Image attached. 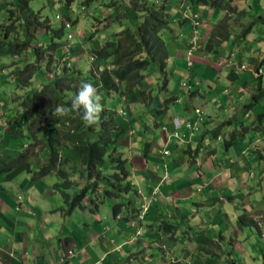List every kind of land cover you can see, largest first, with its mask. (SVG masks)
<instances>
[{
	"label": "crops",
	"instance_id": "0c3cea01",
	"mask_svg": "<svg viewBox=\"0 0 264 264\" xmlns=\"http://www.w3.org/2000/svg\"><path fill=\"white\" fill-rule=\"evenodd\" d=\"M231 2L238 8L235 14H227L222 9L211 7L207 19L212 23L209 25L202 19V26L196 37L187 41L188 37L183 31L179 37L174 36L168 66L174 58L183 59L185 74L192 86H189L191 96L202 95L201 88L205 83L200 80L203 76L207 79L208 75L213 82L224 87V90H220L211 86L212 100L209 103L212 107L196 109L201 110L205 119L202 124H198L201 128L206 123L212 126L213 119L221 117V113H229L231 116L240 112L243 95L246 102H250V98L254 100L246 104L244 115L245 121L253 120L248 130H254V135H232L230 141L226 140V151L233 154L228 160L232 164L237 163V158L241 160L242 157H249V160H255L259 156V179L251 182L245 179L246 172L241 169L232 174L228 167L224 169L216 164L215 161H219V148L214 146L215 150L212 147L210 151L204 143L200 144V131L191 134L190 130L183 128L179 131L180 136L171 137L168 132L174 131L173 119L179 118L175 116L171 118L169 126L166 125V134L151 141L143 156H130L128 159L123 157L131 168V185L137 188L136 198H132L129 206L123 207L117 216L112 212V217L106 220L102 206L95 208L89 198L83 202V208L65 213V204L43 205L32 200V197L27 201L22 195L16 197L17 188H28L29 180L25 176L23 183L19 184L23 173L21 166L24 163L12 170L3 171L5 164L18 156L16 151L7 150L3 155V167H0V264H124L127 260L133 264H166L171 249L176 248L184 252V260L189 264H237L234 256L235 252L236 256L239 253L235 250L239 242L235 241L233 234L238 235L239 231L251 232L252 229L259 230L261 234L260 224L249 217V211H252V206L256 208V199L253 200L251 194L261 195V180L264 177V65L261 64V57L264 55V23L260 22L263 25L259 32L261 43L253 42L251 47L243 51L249 40L246 35L243 37L245 39L242 38L246 27L244 17L247 15L242 9L247 10L250 5L247 0ZM240 2L247 6L240 7ZM199 6V11L201 8L204 13L207 12L206 5ZM202 14L200 13L203 18ZM227 15L232 29L230 39L219 46L217 51L207 52L204 45L211 32ZM260 17L264 18V0H261ZM186 21H180V24ZM256 36L257 34L254 35ZM255 59L259 65H256ZM202 67L204 69L200 75L195 74L194 70ZM232 72L235 73L234 76ZM253 81L258 82V88L252 87V91L245 88L252 86ZM236 85L235 90H230L231 86ZM187 116L189 114L185 117ZM198 118L199 115L194 112L193 117L187 121L179 119L195 124ZM203 130L210 133L206 128ZM128 133L131 134L129 130ZM154 148L158 149V155L151 152ZM3 149L2 146L1 151ZM161 170L164 171V176L158 174ZM25 172L29 173L31 170ZM172 173L180 176L172 180L171 176L166 175ZM39 189L42 190L41 185ZM102 205L106 208L105 203ZM187 210L194 212L192 217L195 215V219L192 221V217L188 220ZM240 211H245L248 216L246 219L254 220L258 227L242 228L240 224L233 223L231 226L226 225V219L237 218ZM171 219L177 220L178 225L171 222ZM167 224L177 227L166 231L164 228ZM192 224L199 228L194 232V237ZM180 244L182 248H178ZM243 247L241 252L245 251V246ZM149 248L152 255L149 254L151 259L147 261ZM70 250L73 255L68 257L67 252ZM139 254L141 258L136 257ZM220 256L226 257L227 262L219 261ZM170 257L172 264L182 263L180 259Z\"/></svg>",
	"mask_w": 264,
	"mask_h": 264
},
{
	"label": "rangeland",
	"instance_id": "374dc122",
	"mask_svg": "<svg viewBox=\"0 0 264 264\" xmlns=\"http://www.w3.org/2000/svg\"><path fill=\"white\" fill-rule=\"evenodd\" d=\"M27 1L30 9L29 11L31 13L33 12L32 14L30 12L28 13L26 8L23 9L24 6L22 5L21 0H0V25L4 23H8V25L10 24L9 19L11 17L10 13L7 12L10 8L13 9L17 15L20 13L18 15L20 16V20L17 23L19 26L15 32L12 30L9 32V38H12L13 41L14 39H18L20 42L27 41L28 38L32 39L31 46L33 47L29 49V51H26L21 58H19V56L15 57L10 55L9 51H0V103H3V108L5 110L13 109L11 113H6L5 116L0 119L1 168L5 162L3 160L5 151L8 150L10 152L11 150H14L20 156L25 154L30 145L34 143V138L31 135L29 128L30 122L27 120H22L23 133L21 134L20 131H17L14 135L12 132L16 130L17 126L21 127V125L14 119L9 121L11 118L10 116L13 115L12 113L19 110V102H14L12 104L10 103V90L12 89L11 87L13 84L11 81V75L9 77V74L12 72L11 66L15 61L17 63L22 62L21 64L23 66L25 59L36 60L38 58L37 64L40 66V71L34 73L33 79H31V81H34V88H37L38 84L47 83L52 78H55L56 80V75H59L64 67H69L68 71L71 75L78 74V76H81L84 79H89L91 82L96 81V76H99L105 72L107 66L110 64V61L98 59V55L95 51L103 50L108 45L117 43L119 41L118 34L124 32L127 29H129L132 33L137 32L139 27L143 26L142 24L147 21L148 17H150L148 10H157L158 7L163 5L165 6V13L167 15L166 20L170 21V29L163 28L159 34V37L168 48L169 53L173 51L171 43L174 42V36L179 37L182 31L188 37L187 41H189V38L191 37H196V30L194 31L193 28V15L194 12H196L195 10L197 9L198 5L194 4L192 0H73L72 2L70 0ZM247 1L249 2L250 7H248L247 10L242 9L247 12V15L244 17L246 21V27L243 29L242 38L246 35V38L248 37L249 42H247L246 46L243 47V51L246 50L247 47H251L253 42L261 43V37H259V34L261 33L259 32L261 31V28H263V25L261 24L262 22L260 23L259 21L261 16V0ZM238 5L242 8L247 6L242 2H240ZM207 7L208 10L206 13H204L201 8L200 11L197 10V12L199 11V13H203V21L211 25L212 22L207 19L209 17L208 11L211 10V6ZM28 14L29 16H27ZM185 20L187 21L184 24H180V21ZM27 21L33 22V25L30 27V33H28L27 30ZM67 23L71 25L70 29L66 28ZM144 29L145 27L143 28V31ZM255 34H257L256 37H254ZM69 35H72L71 39L68 38ZM186 36H184V38H186ZM54 45H58L59 47L54 48ZM39 47L41 48V53H39L38 57L34 48ZM182 60L183 59L174 58L169 64V74L167 76L169 83L167 90H162L165 81L163 77L165 75H163L160 68L162 62L156 60L151 63L149 69L143 72L146 75L151 74L150 79L153 81L149 85V93L144 97L142 96V98H136L135 93L131 95L125 94V84L120 85L118 94L112 93L109 95L107 89L98 90V93L102 97L100 103L102 104L103 110L106 111V114L115 112L116 115L113 120L120 129H126L124 135L122 138H120L121 141L119 140L118 143H111L112 152L113 154L115 153L116 157L120 156L128 159L130 156H143L147 151V146L151 145V141L153 142L157 137H159V135L166 134V132L163 130V127L166 125L169 126L172 117H179L183 121L189 120L190 117H193L197 108L205 110L208 109V107H212V104L209 103L210 100H212L210 95V92H212L210 90L211 86L214 89L224 90V87L218 84V82H213L207 75V79H205V76H203V78L200 80L205 83L204 87L201 88L202 95H189V86H191V84L186 77V67L183 65ZM255 62L256 65H259L257 59H255ZM96 63H99L98 67ZM261 64L264 65V55L261 57ZM203 69L204 67L194 70V72L195 74L200 75ZM262 74L264 75V72ZM197 79H199V77ZM3 80H5V85ZM17 81L23 83L20 78ZM9 83L10 85H7ZM253 83H255V81H253ZM253 83L252 86L245 88L250 91L253 90L252 87L258 88V82L255 84ZM239 86H241V84ZM236 87L237 85L231 86V89H229L235 90ZM18 91V96H20L27 90L23 88V90ZM215 93L218 94V91ZM6 94H8V96H6ZM13 96L14 95L11 97ZM243 96V102L240 105V112H236V115L232 114L229 116V113H227V115L221 113V117L213 119L214 122H212V126H209V124L206 123L203 125V128H201L198 125L199 131L202 134V137H200V144L204 143L208 150H210L212 147L215 150L214 146L219 148L217 156V160L219 161H215L216 164L223 166L224 169L225 167H228V170L232 172V174H235V172L241 169L242 172H246L245 179L254 182L259 179L258 165L261 164L259 156L258 159L255 160H249V157H242L241 160L237 158V163L232 164L229 163L228 160H230L229 157L233 154L232 152L227 153L226 151V140L230 141L232 135H247L246 137H250L248 134L254 135L255 133L254 130H248V127L252 125L251 123L253 120L251 122L248 119L247 121L244 120V115L247 110L246 104L252 103L254 100L250 98V102H246L247 99ZM174 97L180 100L177 102L178 99L175 100ZM213 97L215 98V96ZM12 101H14V99ZM23 102H26V99H23ZM27 108L28 105H21V113L24 112L23 114H25ZM160 109L162 112L159 111ZM120 110H122L124 113L122 114ZM42 113L43 115L45 114L43 110ZM186 114H189V116L185 117ZM251 114L253 113L251 112ZM107 116L105 115V117ZM252 118H254V115H252ZM200 119L201 118L199 117L198 121L194 123L202 124ZM60 120L61 119L59 118V121ZM203 120L205 119L203 118ZM38 123V121L33 122V131L36 127H38ZM111 127L112 126H110V128ZM204 128L210 131V133L204 131ZM95 129H97L95 130L96 133L99 134L101 132L100 127H95ZM128 130L131 132V134L128 133ZM113 138V140L116 141L117 136L114 135ZM205 138H207V141L204 142ZM2 146L4 149L1 151ZM36 151L37 150H35V152ZM151 152H153L155 155H158L157 148H154V150ZM68 154H70V152L64 153L63 157L66 158L65 156ZM206 155L207 154H205V156ZM32 156L31 158H27L26 161L22 162L24 163V165L21 166L23 167V173L19 181V184L23 183L25 176H27V179L29 180V187L24 190L22 189V186H19L20 188H17V193H15V196L18 197L19 195H22L23 198L26 197L25 201H27L29 197H32V200L38 201V203L43 205L65 204L63 197L54 188L55 184L61 182L60 176L56 172H51L43 177L38 175L41 171V168L45 165V162H47L49 159L48 151H37L36 155ZM80 163L81 162L78 161V159L70 160V162L65 167L66 169L71 170L73 168L72 166L78 167L80 166ZM190 168L191 166H189L188 169ZM28 169L31 170V172H25ZM127 170L129 172L131 171V168L128 165ZM183 172H185V170H183ZM158 174L160 176L165 175L163 170H161ZM166 175L169 177L171 176L172 180H175L180 176L176 173ZM73 178L77 180L78 184L75 187L69 188L67 190L73 197H75L76 195H80L85 190V185H83L84 182L82 177L76 178L75 176ZM127 180L128 182L133 183L132 178ZM164 181L166 182L167 180ZM261 183H263L261 184V195L258 193L251 194L253 200L256 199V202L254 203L256 208L252 206V209H250L252 211H249V213H251L249 214V217L256 219L257 223L260 224L259 228L261 230V234L259 230L256 229H252V233H243L242 231L238 230V235L233 234L235 241L239 242L235 248V250L239 251V253L236 256L235 252L234 256L237 264H264V177L262 178ZM34 185L36 187L35 189ZM39 185L42 186V190L39 189ZM102 186L103 185H101V187ZM48 189L51 190L52 194ZM135 191H137V188L132 186L131 193L129 190L127 192V196L123 197L118 202H126L128 199L132 200V198H136ZM99 193L102 194L100 190ZM130 194L133 195L129 197ZM89 197L92 198L91 196ZM262 200L263 202H261ZM105 202L106 203L104 206H106V208L103 207L102 203H99V205L102 206L101 208L103 209V213H106L107 218L104 219L108 220L110 216L112 217V212L114 213L113 205L116 203V201L107 200ZM187 212L188 220H190L194 212L190 213L189 210H187ZM245 217L248 218L246 212L240 211L237 218L231 217L230 220L226 219L225 222L226 225L230 226L231 223L238 225L240 219L242 218L245 220ZM193 219H195V215L190 221ZM188 220L187 224H189ZM170 221L178 225L177 220L171 219ZM168 225L171 224H167V226H165L164 229L166 231L170 229ZM191 227L193 231L189 230V232L192 231V235L194 237V232L199 228L196 224H192ZM173 232L175 233V231ZM243 246H245V251L241 252V250L244 248ZM178 248H182V244H180ZM146 250H148V248ZM183 253L184 252L181 249H171V255L169 253V258L166 264H172V258L170 256L180 259L182 261L181 264H189V262L187 263L184 260L185 256L182 255ZM149 254L152 255L150 248L147 255L149 256ZM137 256L141 258L140 254L136 255V257ZM150 259L151 257L149 256L147 261H150ZM220 260L227 262L226 257L224 256H220L219 261ZM129 261L127 260V263L125 262L124 264H133Z\"/></svg>",
	"mask_w": 264,
	"mask_h": 264
},
{
	"label": "trees",
	"instance_id": "16d2710c",
	"mask_svg": "<svg viewBox=\"0 0 264 264\" xmlns=\"http://www.w3.org/2000/svg\"><path fill=\"white\" fill-rule=\"evenodd\" d=\"M70 1L72 2L73 0ZM192 1L197 5L203 4L222 9L227 14H235L238 9L232 4L231 0ZM21 3L24 6L23 9L26 8L29 13L28 1L21 0ZM7 12L10 13L11 17L9 19L10 24L4 23L5 25H0V51H9L10 55L21 58L26 51L33 48L31 46L32 39L28 38L27 41L20 42L18 39L13 41L12 38H9V32L11 30L15 32L19 26L17 23L20 20V16H18L20 13L17 15L11 8ZM148 13L150 17L142 24L143 26L139 27L137 32L132 33L127 29L118 34L119 41L117 43H108L110 45L103 50L95 51L98 59L110 61L105 72L96 76V81L91 82L89 79L78 76V74L71 75L68 71L69 67H64L61 73L56 75V80L52 78L47 83L38 84V87L34 88V81H31V79H33L34 73L40 71V66L37 64L38 58L36 60L25 59L23 66L22 62L17 63L15 61L11 66L12 72L9 77L11 75L13 86L10 90V103L19 102L20 106L18 105V111L12 113L13 115L10 116L9 121L11 119L17 122L20 121L21 127L23 124L22 120L29 121L30 133L34 138V143L30 145L25 154L18 155L17 158L11 159L9 163H6L3 171L18 167L27 158L36 155L37 151H48L49 159L45 162L38 175L43 177L51 172H56L60 176L61 182L55 184L54 188L65 201L67 206V208L63 209L65 213H70L77 208H83V202L87 198L97 208L99 203H104L107 200L120 201L127 196L129 190L130 192L132 190V185L127 180L130 178V172L127 170L128 161L123 159V157H116L115 153L113 154L112 152L111 143H118L126 131V129H120L113 120L116 115L115 112L106 114V111L103 110L100 113L98 123L86 125L83 120V106L78 110L72 109L71 106L82 82L91 83L97 90L107 89L109 95L112 93L118 94L120 85L125 84V94L131 95L135 93L136 98L144 97L149 92V85L153 81L150 79L151 74L146 75L143 72L149 69L151 63L155 60L162 62L160 68L163 75H165L163 76L165 81L162 90H167L170 53L160 39L159 34L163 28L170 29V21L166 20L167 15L164 5L158 7L157 10L149 9ZM195 15L196 13H194L193 18ZM229 19L227 15L224 20L214 27L204 48L207 52L217 51L219 46L230 39L232 29ZM259 21L264 23V18L260 17ZM32 25L33 22L27 21L28 33H30ZM53 47L57 48L59 46L54 45ZM34 50L39 57L41 48H34ZM96 64L98 67L99 63ZM231 74L232 76L235 75L234 72ZM19 78L23 83L17 81ZM23 88L27 91L18 96V90H23ZM12 95L14 96L11 97ZM23 99H26V102H23ZM174 99L177 100L178 98L174 97ZM21 105H28L25 114H23L24 112L21 113ZM58 107L69 109V111L65 115L55 114ZM42 110L45 113L44 115ZM12 111L13 109L5 110L3 103H0L1 118L5 116V113H11ZM105 115L108 116L105 117ZM59 118L61 119L60 121ZM37 121L39 122L38 127L33 131L32 124ZM110 126L112 127L110 128ZM21 127L17 126L12 133L15 135L17 131H20L22 134L23 128ZM95 127H100L101 132L99 134L96 133L95 130L97 129ZM114 135L117 136L116 141L113 140ZM35 150L37 151L35 152ZM67 152H70V154L64 158V153ZM75 159L81 162L80 166H78L79 168L72 166L71 170L66 169L65 166L70 160ZM75 176L76 178L82 177L85 190L80 195L73 197L67 189L73 188L78 184L77 180L73 178ZM101 185L103 186L101 187ZM99 190L102 194L99 193ZM131 201L116 202L113 205L114 214L117 216L123 207L129 206ZM134 211H136V208H134ZM239 224L242 228L258 227L254 220L246 219V217L245 220L241 218ZM168 226L176 229V226L172 224Z\"/></svg>",
	"mask_w": 264,
	"mask_h": 264
},
{
	"label": "clouds",
	"instance_id": "9594fccd",
	"mask_svg": "<svg viewBox=\"0 0 264 264\" xmlns=\"http://www.w3.org/2000/svg\"><path fill=\"white\" fill-rule=\"evenodd\" d=\"M198 8H199V5L197 6V9L195 10L196 12H194V13H196V14H198L200 16V22L201 23H200V25L198 27H196L195 22H194V18H193V28H194V30H196V34L195 35L198 34L199 29L202 26V17L200 15L199 11L197 12ZM67 25H69V27ZM66 28L67 29H70L71 28V25L67 23L66 24ZM68 38L71 39L72 38V35H69ZM10 70H11V68H10ZM3 82H4V85H5V80H3ZM7 85H9V84H7ZM148 93L149 92H147L146 94H148ZM6 96H8V94H6ZM101 99H102V97L98 93V90L96 89V87H94L89 82H82L81 87H80V90L78 91V94H77L76 98L73 100L71 107H72V109H77L78 110L81 106H83V109H84L83 120H84V122H85L86 125H92L94 123H98L99 122L100 113L103 111L102 104L100 103ZM68 111H69V109H65V108H62V107H58L56 109V113L55 114L65 115V114L68 113ZM121 113L123 114L124 112L121 111ZM196 113L201 118L200 121L203 122V118L204 117L202 115L201 110H199V109L196 110ZM0 119H2L1 116H0ZM175 120H178L182 124L180 130L183 129V128H186L187 130H190L191 131V134H195L196 132L199 131L198 124H192L190 122H182L179 118H174L173 119V126H174ZM18 123H20V121ZM188 124L191 125V129L187 128V125ZM22 126H23V124H22ZM163 128H164L163 130L165 132L168 131V128L166 126L163 127ZM0 129H1V127H0ZM168 133H170L171 137H176L175 136V133H176L175 132V129H174L173 132H170L169 131ZM115 201L117 203H119L117 200H115ZM104 203H106V202H104ZM98 206H100V205L98 204ZM67 253H68L67 254L68 257H71L73 255V251L72 250L68 251Z\"/></svg>",
	"mask_w": 264,
	"mask_h": 264
},
{
	"label": "built area",
	"instance_id": "2783aa9c",
	"mask_svg": "<svg viewBox=\"0 0 264 264\" xmlns=\"http://www.w3.org/2000/svg\"><path fill=\"white\" fill-rule=\"evenodd\" d=\"M194 22H195V25L196 27H198L200 25V16L198 14L195 15L194 17ZM69 27V25H67ZM182 124L178 121V120H175V123H174V129H175V136L178 137L179 136V130L181 128ZM187 128L191 129V125H187Z\"/></svg>",
	"mask_w": 264,
	"mask_h": 264
}]
</instances>
